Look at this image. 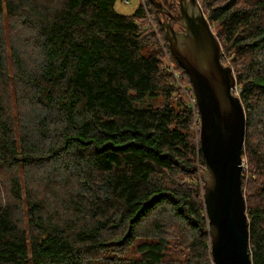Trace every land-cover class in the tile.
<instances>
[{"label": "trees", "instance_id": "trees-1", "mask_svg": "<svg viewBox=\"0 0 264 264\" xmlns=\"http://www.w3.org/2000/svg\"><path fill=\"white\" fill-rule=\"evenodd\" d=\"M117 1L0 0V264H212L190 80L150 0L130 16ZM197 1L253 130L242 189L252 264H264V0ZM46 167L33 193L28 169ZM56 183L73 203L60 222L46 202Z\"/></svg>", "mask_w": 264, "mask_h": 264}, {"label": "water", "instance_id": "water-1", "mask_svg": "<svg viewBox=\"0 0 264 264\" xmlns=\"http://www.w3.org/2000/svg\"><path fill=\"white\" fill-rule=\"evenodd\" d=\"M167 49L188 75L199 117L203 205L213 264H252L242 191L245 114L235 77L222 62L220 43L196 0H174L176 13L157 0ZM177 26V28H175Z\"/></svg>", "mask_w": 264, "mask_h": 264}, {"label": "rangeland", "instance_id": "rangeland-1", "mask_svg": "<svg viewBox=\"0 0 264 264\" xmlns=\"http://www.w3.org/2000/svg\"><path fill=\"white\" fill-rule=\"evenodd\" d=\"M156 2H158L157 0H155ZM197 1V0H196ZM125 2H128L127 0H118L116 3H115V6H114V9H115V11L117 12V13H119V14H122V15H125V16H130V15H132L133 14V11L136 9V7L138 6V3L140 2V0H129V3L128 4H126ZM198 2V1H197ZM172 3H173V5L171 4V3H169L168 4V6L171 8V9H176V12H177V6L175 5V3H174V0L172 1ZM173 6H174V8H173ZM203 11V10H202ZM163 18H165V17H163ZM161 16H160V18H159V21H160V23L162 24H165V21L167 20V18H165V21H164V19H163ZM13 21V20H12ZM157 21V20H156ZM155 20H154V24H158L157 22H156ZM3 24H4V31H7V29H8V26H9V21H8V19L7 18H4L3 19ZM16 24H17V21H16ZM147 26L149 27V28H155V25L153 26L152 25V23L151 22H148L147 23ZM175 28H177L176 26H175ZM163 36H164V34H163ZM222 59V58H221ZM222 62H223V64L224 65H226V66H229L230 68H231V65L229 64V62L227 61V60H222ZM169 64H170V66L172 67V65H171V63H170V61H169ZM232 69V68H231ZM178 72L176 71V73L175 74H177ZM234 75V74H233ZM177 76V75H176ZM179 77V76H178ZM235 77V76H234ZM183 90H185L183 87H181ZM236 89H237V86L235 87ZM8 90H9V94H8V96H9V99L11 100V101H13L14 100V97H15V95H16V88H15V86H12V85H10L9 87H8ZM234 93H235V95L237 96V93L234 91ZM187 96V99L189 98V96H188V94L186 95ZM192 96H194V95H192ZM192 102H194V105L196 106V101H195V98H193V100H192ZM56 121H58L57 119H56ZM22 126H24V124H22ZM251 131H253V130H251V128H249V124H247V122L245 121V135H246V138H249L248 136H251L250 134H251ZM250 140H251V137H250ZM244 141H245V139H244ZM243 149V148H242ZM242 153V152H241ZM243 155H245V150H243ZM63 156V155H62ZM65 157H62L59 161H60V163H57V173L61 176V175H63L64 173H63V170H64V166H65ZM53 163H51L50 165H52ZM243 170H242V175H243V172H244V174H246V169H245V167H246V165H245V161L243 160ZM53 166V165H52ZM38 169V170H37ZM29 168L28 169V171L30 170V188L32 189V192L34 193V191H39V190H41L42 189V187H43V184H44V182H42V181H45V178H44V176H45V170L47 169V167L46 168ZM42 170H44V171H42ZM29 173V172H28ZM6 174H12V172H9V173H6ZM19 174L21 175L22 174V172L21 171H19ZM53 180V182H55L54 181V179H52ZM250 180H251V183L252 184H254L255 186H262V184H258V183H256V182H254L253 181V179L252 178H250ZM9 181V177L7 178V176L6 177H4V185L6 186L7 185V182ZM242 184H244V182H243V180H242ZM45 185V184H44ZM9 186V185H8ZM64 187V186H61V185H58V183H56L55 185H53V186H51V193L52 192H54L55 194H53V198L52 197H50L49 199H47L46 200V202L48 201V202H50V204L54 207V208H56L58 211H59V216H58V218H59V221L58 222H60V221H62L63 219H66V218H68V219H70V217H73V211H72V206H73V203H72V200H65V202L64 203H61L60 201H59V199L62 197L61 196V193H60V191H59V188L57 189V187ZM202 186H203V183H202ZM264 186V185H263ZM9 188H10V186H9ZM46 188V187H45ZM242 188H243V185H242ZM257 188V187H256ZM242 191H243V189H242ZM39 192H36L35 194H38ZM69 193V192H68ZM244 195V194H243ZM253 196V192L252 191H249V197L251 198ZM261 196H263V191H261L259 194H257V199H258V202H260L261 204H263V201L264 200H262L261 199ZM252 199V198H251ZM246 213H247V211H246ZM206 215V214H205ZM248 215V214H247ZM57 218V219H58ZM207 230H208V228H207ZM181 231V234L183 235V236H180V234H179V236L180 237H186V238H188V236H187V232H182V230H180ZM178 234H173V237H171V239L173 240L176 236H177ZM178 237V236H177ZM210 250H211V246H210ZM211 252V251H210ZM130 254L132 255V253L131 252H128L127 254H126V257L128 258L129 256H130ZM176 257H177V259H180V260H182V256H179V255H176ZM92 261H93V259H91ZM104 262H107V264H109V263H116V262H118V258L116 257V256H113L112 258H109V259H105V261ZM93 263V262H92ZM94 264V263H93ZM101 264V263H100ZM213 264V263H212Z\"/></svg>", "mask_w": 264, "mask_h": 264}, {"label": "built area", "instance_id": "built-area-1", "mask_svg": "<svg viewBox=\"0 0 264 264\" xmlns=\"http://www.w3.org/2000/svg\"><path fill=\"white\" fill-rule=\"evenodd\" d=\"M126 4H128V2H125Z\"/></svg>", "mask_w": 264, "mask_h": 264}, {"label": "bare ground", "instance_id": "bare-ground-1", "mask_svg": "<svg viewBox=\"0 0 264 264\" xmlns=\"http://www.w3.org/2000/svg\"><path fill=\"white\" fill-rule=\"evenodd\" d=\"M198 142H199V140H198Z\"/></svg>", "mask_w": 264, "mask_h": 264}, {"label": "flooded vegetation", "instance_id": "flooded-vegetation-1", "mask_svg": "<svg viewBox=\"0 0 264 264\" xmlns=\"http://www.w3.org/2000/svg\"><path fill=\"white\" fill-rule=\"evenodd\" d=\"M177 27V26H176Z\"/></svg>", "mask_w": 264, "mask_h": 264}]
</instances>
